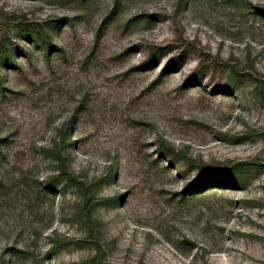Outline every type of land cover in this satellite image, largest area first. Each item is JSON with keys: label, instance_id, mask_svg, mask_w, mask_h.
Returning a JSON list of instances; mask_svg holds the SVG:
<instances>
[{"label": "rangeland", "instance_id": "1", "mask_svg": "<svg viewBox=\"0 0 264 264\" xmlns=\"http://www.w3.org/2000/svg\"><path fill=\"white\" fill-rule=\"evenodd\" d=\"M0 264H264V0H0Z\"/></svg>", "mask_w": 264, "mask_h": 264}]
</instances>
